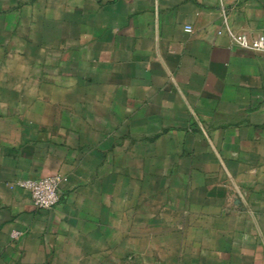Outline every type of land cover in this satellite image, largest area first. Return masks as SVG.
I'll return each mask as SVG.
<instances>
[{
	"label": "crops",
	"instance_id": "0c3cea01",
	"mask_svg": "<svg viewBox=\"0 0 264 264\" xmlns=\"http://www.w3.org/2000/svg\"><path fill=\"white\" fill-rule=\"evenodd\" d=\"M229 30L264 0H0V264H264V52ZM55 176L49 211L11 188Z\"/></svg>",
	"mask_w": 264,
	"mask_h": 264
},
{
	"label": "built area",
	"instance_id": "2783aa9c",
	"mask_svg": "<svg viewBox=\"0 0 264 264\" xmlns=\"http://www.w3.org/2000/svg\"><path fill=\"white\" fill-rule=\"evenodd\" d=\"M233 44L241 49L252 52H264V34L249 38L246 35H237L228 31ZM62 177H46L39 179L18 180L11 188H19L29 193L33 206L41 211H49L60 201V186ZM19 234H16L18 237Z\"/></svg>",
	"mask_w": 264,
	"mask_h": 264
}]
</instances>
